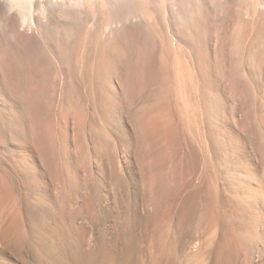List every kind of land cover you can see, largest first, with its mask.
Wrapping results in <instances>:
<instances>
[{
  "label": "rangeland",
  "instance_id": "374dc122",
  "mask_svg": "<svg viewBox=\"0 0 264 264\" xmlns=\"http://www.w3.org/2000/svg\"><path fill=\"white\" fill-rule=\"evenodd\" d=\"M0 6V264H264V0Z\"/></svg>",
  "mask_w": 264,
  "mask_h": 264
},
{
  "label": "bare ground",
  "instance_id": "6f19581e",
  "mask_svg": "<svg viewBox=\"0 0 264 264\" xmlns=\"http://www.w3.org/2000/svg\"><path fill=\"white\" fill-rule=\"evenodd\" d=\"M9 1V0H8ZM3 4V3H2ZM1 7V6H0ZM14 7V6H13Z\"/></svg>",
  "mask_w": 264,
  "mask_h": 264
}]
</instances>
